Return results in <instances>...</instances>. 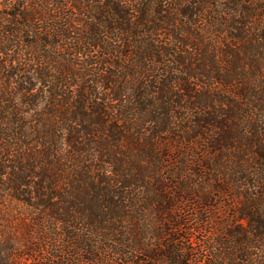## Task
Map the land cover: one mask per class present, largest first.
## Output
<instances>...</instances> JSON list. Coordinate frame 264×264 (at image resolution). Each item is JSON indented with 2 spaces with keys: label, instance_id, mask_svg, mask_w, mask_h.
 I'll return each instance as SVG.
<instances>
[{
  "label": "trees",
  "instance_id": "obj_1",
  "mask_svg": "<svg viewBox=\"0 0 264 264\" xmlns=\"http://www.w3.org/2000/svg\"><path fill=\"white\" fill-rule=\"evenodd\" d=\"M0 264H264V0H0Z\"/></svg>",
  "mask_w": 264,
  "mask_h": 264
}]
</instances>
